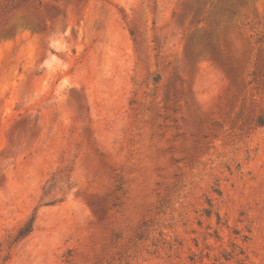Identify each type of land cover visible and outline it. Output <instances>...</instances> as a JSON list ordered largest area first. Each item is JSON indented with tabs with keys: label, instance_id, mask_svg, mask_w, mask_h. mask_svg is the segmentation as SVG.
I'll return each mask as SVG.
<instances>
[{
	"label": "rangeland",
	"instance_id": "rangeland-1",
	"mask_svg": "<svg viewBox=\"0 0 264 264\" xmlns=\"http://www.w3.org/2000/svg\"><path fill=\"white\" fill-rule=\"evenodd\" d=\"M264 0H0V264H264Z\"/></svg>",
	"mask_w": 264,
	"mask_h": 264
},
{
	"label": "trees",
	"instance_id": "trees-1",
	"mask_svg": "<svg viewBox=\"0 0 264 264\" xmlns=\"http://www.w3.org/2000/svg\"><path fill=\"white\" fill-rule=\"evenodd\" d=\"M259 122H260L261 124H264V115L261 116V117L259 118Z\"/></svg>",
	"mask_w": 264,
	"mask_h": 264
}]
</instances>
